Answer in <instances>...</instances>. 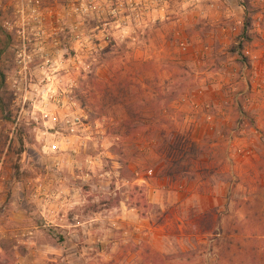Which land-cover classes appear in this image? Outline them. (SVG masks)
I'll return each instance as SVG.
<instances>
[{
	"label": "clouds",
	"instance_id": "1",
	"mask_svg": "<svg viewBox=\"0 0 264 264\" xmlns=\"http://www.w3.org/2000/svg\"><path fill=\"white\" fill-rule=\"evenodd\" d=\"M0 264H264V0H0Z\"/></svg>",
	"mask_w": 264,
	"mask_h": 264
}]
</instances>
